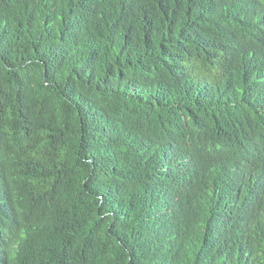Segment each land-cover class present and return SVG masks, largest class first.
<instances>
[{
	"label": "trees",
	"instance_id": "16d2710c",
	"mask_svg": "<svg viewBox=\"0 0 264 264\" xmlns=\"http://www.w3.org/2000/svg\"><path fill=\"white\" fill-rule=\"evenodd\" d=\"M0 264H264V0H0Z\"/></svg>",
	"mask_w": 264,
	"mask_h": 264
}]
</instances>
